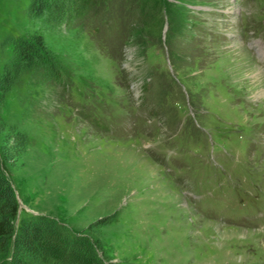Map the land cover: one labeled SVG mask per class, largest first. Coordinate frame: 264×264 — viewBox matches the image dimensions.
<instances>
[{
	"label": "rangeland",
	"instance_id": "obj_1",
	"mask_svg": "<svg viewBox=\"0 0 264 264\" xmlns=\"http://www.w3.org/2000/svg\"><path fill=\"white\" fill-rule=\"evenodd\" d=\"M255 69L264 0H0V264H264Z\"/></svg>",
	"mask_w": 264,
	"mask_h": 264
},
{
	"label": "trees",
	"instance_id": "obj_2",
	"mask_svg": "<svg viewBox=\"0 0 264 264\" xmlns=\"http://www.w3.org/2000/svg\"><path fill=\"white\" fill-rule=\"evenodd\" d=\"M19 38V37H17ZM20 52L23 56L35 54L42 46L40 35L18 39ZM113 57V55H111ZM18 211V203L14 190L0 166V246L5 250L13 243L21 247H30L42 234L39 227V216L26 217L14 228V221Z\"/></svg>",
	"mask_w": 264,
	"mask_h": 264
},
{
	"label": "bare ground",
	"instance_id": "obj_3",
	"mask_svg": "<svg viewBox=\"0 0 264 264\" xmlns=\"http://www.w3.org/2000/svg\"><path fill=\"white\" fill-rule=\"evenodd\" d=\"M254 68V67H253ZM263 73V72H262ZM255 74L257 75L256 81L258 82L259 86H261V89H258V91L255 93L257 95V97L261 100L264 101V79H263V75L261 74L260 70L255 69ZM263 82V83H262ZM255 83V82H254ZM253 92V91H252Z\"/></svg>",
	"mask_w": 264,
	"mask_h": 264
},
{
	"label": "water",
	"instance_id": "obj_4",
	"mask_svg": "<svg viewBox=\"0 0 264 264\" xmlns=\"http://www.w3.org/2000/svg\"><path fill=\"white\" fill-rule=\"evenodd\" d=\"M18 200V199H17ZM18 205H19V203H18Z\"/></svg>",
	"mask_w": 264,
	"mask_h": 264
}]
</instances>
